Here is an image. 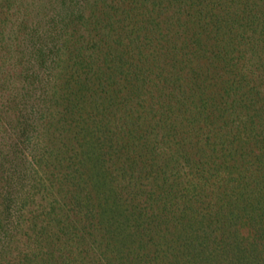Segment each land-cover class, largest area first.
<instances>
[{
  "label": "trees",
  "instance_id": "obj_1",
  "mask_svg": "<svg viewBox=\"0 0 264 264\" xmlns=\"http://www.w3.org/2000/svg\"><path fill=\"white\" fill-rule=\"evenodd\" d=\"M0 264H264V0H0Z\"/></svg>",
  "mask_w": 264,
  "mask_h": 264
}]
</instances>
